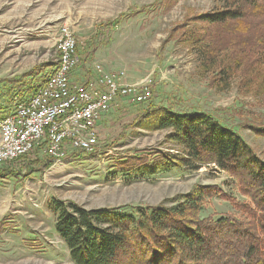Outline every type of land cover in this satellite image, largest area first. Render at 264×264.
Returning <instances> with one entry per match:
<instances>
[{"label": "rangeland", "instance_id": "374dc122", "mask_svg": "<svg viewBox=\"0 0 264 264\" xmlns=\"http://www.w3.org/2000/svg\"><path fill=\"white\" fill-rule=\"evenodd\" d=\"M153 1L0 0V81L20 78L34 67L39 68L35 80L53 70L54 66L45 64L56 62V39L65 25L78 44L80 64L72 72L75 79L80 76L76 84L92 79L93 66L99 63L106 70H125L130 82L150 80L154 102L176 110L200 108L221 115L244 105L258 113L253 95L241 94L237 82L221 93L210 89L197 73V58L189 46L169 43L161 48L175 25L219 7V0H175L162 16L139 15L109 29L102 26ZM136 109L122 102L105 113L97 124L98 147L91 153L56 161L50 167L28 164L32 158L11 169L0 165V264H75L55 231L54 201L73 202L89 210L172 206L197 187L215 186L221 193L207 203L204 213L237 210L233 201L245 198L236 181L214 165L144 177L115 175L113 158L146 149L183 152L167 139L169 131L135 126ZM240 133L264 160V137L249 129Z\"/></svg>", "mask_w": 264, "mask_h": 264}, {"label": "trees", "instance_id": "16d2710c", "mask_svg": "<svg viewBox=\"0 0 264 264\" xmlns=\"http://www.w3.org/2000/svg\"><path fill=\"white\" fill-rule=\"evenodd\" d=\"M174 2L155 0L102 26L109 29L139 15L162 16ZM219 2V7L175 25L161 48L169 43L189 46L197 58V73L208 81L210 89L221 93L237 82L241 94L253 95L259 112L244 105L229 108L221 115L200 108L176 110L154 102L151 89L148 100L131 105L137 106L133 124L169 131L167 139L181 146L183 152L146 149L111 162L115 175L132 173L142 177L173 170L198 171L214 165L236 181L245 200L233 201L235 212L207 214V203L221 192L215 186H200L179 197L172 206L124 205L89 210L73 202L54 201L58 213L55 231L73 263L264 264V160L240 133L249 129L264 137V0ZM45 66L56 68L57 62ZM55 68L37 80L33 78L37 67L20 78L1 80L0 118L12 112L13 102L26 100L36 92ZM83 153L73 151L66 158L81 157ZM29 158L32 161L28 164L41 162L43 167L56 162L36 153L5 168Z\"/></svg>", "mask_w": 264, "mask_h": 264}, {"label": "built area", "instance_id": "2783aa9c", "mask_svg": "<svg viewBox=\"0 0 264 264\" xmlns=\"http://www.w3.org/2000/svg\"><path fill=\"white\" fill-rule=\"evenodd\" d=\"M77 39L61 26L56 39L54 72L26 100L13 102L12 112L0 118V165L38 154L56 161L73 151L93 152L99 144L97 124L118 104L148 100L151 81L130 82L123 69L93 66L94 76L82 85L71 73L80 64Z\"/></svg>", "mask_w": 264, "mask_h": 264}, {"label": "crops", "instance_id": "0c3cea01", "mask_svg": "<svg viewBox=\"0 0 264 264\" xmlns=\"http://www.w3.org/2000/svg\"><path fill=\"white\" fill-rule=\"evenodd\" d=\"M129 78V77H128ZM79 79H80V76L79 75H77L76 76V79H75V75L73 76V73H71V75H70V80H71V82L72 83H77V81H79ZM76 81V82H75Z\"/></svg>", "mask_w": 264, "mask_h": 264}]
</instances>
